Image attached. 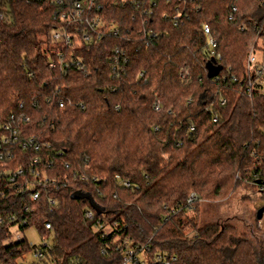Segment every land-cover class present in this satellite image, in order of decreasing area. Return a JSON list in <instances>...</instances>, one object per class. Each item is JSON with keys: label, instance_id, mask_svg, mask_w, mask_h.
<instances>
[{"label": "trees", "instance_id": "16d2710c", "mask_svg": "<svg viewBox=\"0 0 264 264\" xmlns=\"http://www.w3.org/2000/svg\"><path fill=\"white\" fill-rule=\"evenodd\" d=\"M102 2L101 14L120 31L63 49L86 63L81 71L59 61L55 68L47 64L58 50L50 39L61 22L55 6L7 0L0 21V138L11 115L29 116L19 123L20 138L36 136L42 147L16 144L4 166L25 168L24 183L35 180L28 160L39 157L40 168L58 180L32 201L0 178L1 207L18 211L42 232L52 224L50 252L57 264H121V250L102 253L104 240L87 218L89 209L103 222L119 224L116 234L148 245L152 264H163L154 261L158 253L177 255L181 264H264L257 211L244 231L200 216L203 201L224 200L242 185L264 196V91L246 93L248 54L259 38L264 43V3ZM205 24L220 58L211 55ZM116 48L129 59L121 75L110 60ZM124 179L131 188L120 183ZM77 191L90 197H74ZM193 191L198 199L190 209ZM8 236L6 223L0 226V257L14 264L28 247L5 244Z\"/></svg>", "mask_w": 264, "mask_h": 264}, {"label": "built area", "instance_id": "2783aa9c", "mask_svg": "<svg viewBox=\"0 0 264 264\" xmlns=\"http://www.w3.org/2000/svg\"><path fill=\"white\" fill-rule=\"evenodd\" d=\"M24 1L31 2L33 0ZM44 1L49 2L57 8V14L61 20L59 27L54 29L51 33V43L55 45L58 50H55L56 54L50 56L48 59L47 64L50 68L57 67L59 61L61 66L65 69L74 67L84 71L87 68L86 63L75 57L68 58L63 49L70 47L79 48L84 43L91 44L95 40L104 38L108 34H118L120 31L119 27L115 23L107 21L101 14V11L104 8L102 0ZM262 2L264 3V0H262ZM6 3L7 0H0V21L5 19ZM233 10L237 11V6H234ZM176 17H179V14ZM230 19H233V15L230 16ZM246 28L247 24L243 23L241 25V29L245 30ZM204 31L209 35L208 42L211 46V55L220 58V53H217L216 51L218 42L216 38L211 35L212 30L208 24L204 25ZM110 60L114 72L117 75H121V73L125 71V66L129 59L125 50L116 48L114 49ZM246 66L249 72L246 93L249 96H252L255 91H264V43L262 39L259 38L258 43L250 50ZM143 74V72L140 73V75ZM217 80H219V77H217ZM220 100L222 103L226 102V98L223 96ZM61 106H64V103H61ZM20 107H23V103L20 104ZM154 108L156 110L161 109L160 101L155 102ZM22 121L29 122L30 117L23 116L22 118H18L15 115H11L8 120L2 124V129L7 134L0 138V178L7 181L6 186H18L17 193L29 196L32 201H35L41 197V187L54 184L58 179L57 177H51L45 170L40 168L41 159L39 157L30 158L28 160L27 168L30 175L35 177V180L25 179L24 183L20 182L19 178L25 176V168L21 167L13 170L6 169L4 166L7 159L13 158L14 153L12 148L16 144H21L24 149L29 147V145H32L37 151L42 147L41 142L38 140L39 138L36 136H32L28 140H21V128L19 127V123ZM68 166L69 165L67 164V167ZM120 183L127 188L132 187V183L129 180H120ZM1 194L2 191L0 192V195ZM197 199L198 195L196 192H191L187 198L186 206L192 209ZM49 202L54 204L55 200L50 198ZM26 209H28V206L25 207V210ZM35 210L36 207L33 206L32 211L35 212ZM176 212L177 211L175 209L172 211L174 214ZM86 215L89 220H93V229L99 232L101 238L104 240L101 250L103 254H109L113 249L116 251L121 250L123 253L121 264H152L147 255L149 248L148 245L142 246L135 243L130 237H121L116 234L115 226H119V224L116 222L114 224L110 222H103L102 218H96L94 212L90 209L87 211ZM169 217L170 216H167L166 219H169ZM23 218L24 215H22V219L19 217L18 211L5 210L0 205V226L6 223L9 225V236L5 240V244L10 245L17 242H23L28 247L27 252H22V254L16 257L14 264H57V260L53 259L50 252L54 237L52 224L50 222H46L45 227L47 232H42L35 225H31L30 221ZM261 220L259 221L260 226ZM30 228H34L39 232L42 238L41 243L35 244L29 241L27 237L21 236L17 233L19 231L24 232ZM112 233L116 234L113 239L106 240ZM148 241H151V238ZM19 249L22 250L23 246L19 245ZM154 261L163 264H181L177 255H170L167 253H158ZM0 264H7V262L0 257Z\"/></svg>", "mask_w": 264, "mask_h": 264}, {"label": "rangeland", "instance_id": "374dc122", "mask_svg": "<svg viewBox=\"0 0 264 264\" xmlns=\"http://www.w3.org/2000/svg\"><path fill=\"white\" fill-rule=\"evenodd\" d=\"M244 196L249 197L244 198ZM261 206H264V196L261 197V194L253 188L242 185L224 200L203 201L200 216L202 220H227L229 223L236 225L240 231H244L245 224L253 221L256 211ZM260 223L261 228L264 230V218ZM17 233L27 237L29 241L35 244L42 241L41 235L34 228Z\"/></svg>", "mask_w": 264, "mask_h": 264}, {"label": "water", "instance_id": "95a60500", "mask_svg": "<svg viewBox=\"0 0 264 264\" xmlns=\"http://www.w3.org/2000/svg\"><path fill=\"white\" fill-rule=\"evenodd\" d=\"M215 70V71H214ZM219 71V67L217 69L213 68L212 69V73L213 74H217ZM74 197H90V194L88 193H84L81 191H77L74 193L73 195ZM263 213H264V206H261L258 210H257V219L261 220L263 218Z\"/></svg>", "mask_w": 264, "mask_h": 264}]
</instances>
